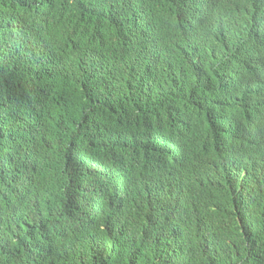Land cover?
Segmentation results:
<instances>
[{"label": "trees", "instance_id": "16d2710c", "mask_svg": "<svg viewBox=\"0 0 264 264\" xmlns=\"http://www.w3.org/2000/svg\"><path fill=\"white\" fill-rule=\"evenodd\" d=\"M258 1L0 0V264H264Z\"/></svg>", "mask_w": 264, "mask_h": 264}, {"label": "clouds", "instance_id": "9594fccd", "mask_svg": "<svg viewBox=\"0 0 264 264\" xmlns=\"http://www.w3.org/2000/svg\"><path fill=\"white\" fill-rule=\"evenodd\" d=\"M223 0H217V6L221 10V4ZM257 3H264V0H259ZM256 3V4H257ZM223 11H231L232 15L237 16V18L245 20L246 18V7L241 3V0H231L228 3ZM251 12L254 15H257L255 11L254 4L251 6ZM224 18V17H223ZM258 108L264 109V99L262 103L257 108L249 107L248 97L241 104V116L249 110H256ZM243 123L247 130H253L255 127V122L248 119L246 116L242 117ZM227 133L223 125L218 124L215 119H210L209 121L204 122V130L201 136L197 139L193 149H192V165L199 168L200 170H205L211 176L212 181L218 180L219 172H217L216 167L213 163H208L213 161V155L221 150H225L228 155L227 161L223 163H230L236 167L243 165L240 158L236 157L232 152L230 145L228 143ZM252 152L250 153L251 161L264 162V124H262L256 131L253 141L251 143ZM228 174L233 175V172L230 170L227 171Z\"/></svg>", "mask_w": 264, "mask_h": 264}]
</instances>
